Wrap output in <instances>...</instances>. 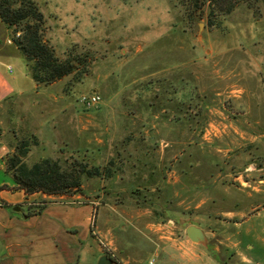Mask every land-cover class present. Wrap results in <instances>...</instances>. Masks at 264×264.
Returning <instances> with one entry per match:
<instances>
[{"label":"rangeland","instance_id":"obj_1","mask_svg":"<svg viewBox=\"0 0 264 264\" xmlns=\"http://www.w3.org/2000/svg\"><path fill=\"white\" fill-rule=\"evenodd\" d=\"M199 1L38 0L56 52L93 58L73 83L32 87L0 29V54L29 81L5 102L0 137L9 148L26 139L28 164L78 158L112 171L83 177L80 199L101 204V249L123 264H194L154 232L192 222L218 246L196 264H244L236 250L264 264V0L225 16L218 0L210 15ZM92 91L100 102L85 109L78 96ZM89 243L79 264H98L95 235Z\"/></svg>","mask_w":264,"mask_h":264},{"label":"crops","instance_id":"obj_2","mask_svg":"<svg viewBox=\"0 0 264 264\" xmlns=\"http://www.w3.org/2000/svg\"><path fill=\"white\" fill-rule=\"evenodd\" d=\"M0 29L9 30L2 22ZM27 76L26 71L15 70L11 55L0 54V123L10 113L5 102L25 94V85L29 83ZM32 87L39 85L34 84ZM0 135L3 136L2 133ZM13 148L14 144L9 148L6 140L0 137V264H79L85 245L90 244L89 235L92 234L99 241L94 254L96 252L97 257L105 254L101 246L108 242L100 240L95 232L96 225L92 223L93 213L96 212L95 221L101 204L92 199L81 200L87 198L84 191L69 196L24 192L17 187L11 171L6 168V154ZM192 224L204 229L199 223ZM185 228L182 234L177 235L154 232L166 245L180 250V259L189 258L198 262L202 256L208 255V248H218L206 236L205 242L191 241ZM246 247L253 249L254 245L246 244ZM235 255H239L244 264L251 262V256L247 253L236 250ZM225 257L213 261V264H225Z\"/></svg>","mask_w":264,"mask_h":264},{"label":"trees","instance_id":"obj_3","mask_svg":"<svg viewBox=\"0 0 264 264\" xmlns=\"http://www.w3.org/2000/svg\"><path fill=\"white\" fill-rule=\"evenodd\" d=\"M259 1L263 0H218L217 11L225 16L241 2L255 10ZM185 2L196 3L197 0H184ZM214 2L215 0H200L199 4H208L210 15V7ZM0 22L10 30L13 45L22 54L28 73L36 85L52 84L68 75H72L73 83L89 73L93 58H89L87 52L77 53L70 50L64 56L56 52L46 37L48 25L38 0H0ZM29 146L26 139H20L5 157L7 170L11 171L17 187L26 193L69 196L82 193L83 177H110L112 174L110 170L105 172L104 167L89 166L86 161L78 158L60 160L42 157L28 164L25 157ZM105 254L115 264H123L116 257L107 252Z\"/></svg>","mask_w":264,"mask_h":264},{"label":"water","instance_id":"obj_4","mask_svg":"<svg viewBox=\"0 0 264 264\" xmlns=\"http://www.w3.org/2000/svg\"><path fill=\"white\" fill-rule=\"evenodd\" d=\"M185 233L187 237L193 242H205L206 240L203 230L195 224H189L188 226H186ZM104 263H114V261L106 254H103L99 257L98 264Z\"/></svg>","mask_w":264,"mask_h":264},{"label":"built area","instance_id":"obj_5","mask_svg":"<svg viewBox=\"0 0 264 264\" xmlns=\"http://www.w3.org/2000/svg\"><path fill=\"white\" fill-rule=\"evenodd\" d=\"M7 41L10 42L9 39ZM78 100L82 104L83 108L91 109L92 107H95L100 102V95L97 92L81 93L78 96ZM107 253L110 254V256L112 255L110 251Z\"/></svg>","mask_w":264,"mask_h":264}]
</instances>
